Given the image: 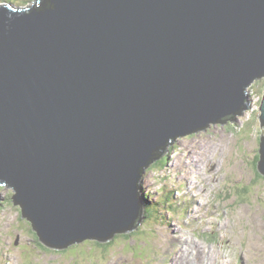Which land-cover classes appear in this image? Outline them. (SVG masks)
Returning <instances> with one entry per match:
<instances>
[{"label":"water","instance_id":"1","mask_svg":"<svg viewBox=\"0 0 264 264\" xmlns=\"http://www.w3.org/2000/svg\"><path fill=\"white\" fill-rule=\"evenodd\" d=\"M263 77L264 0L0 7V185L47 247L110 242L141 224L144 170L235 123Z\"/></svg>","mask_w":264,"mask_h":264},{"label":"rangeland","instance_id":"2","mask_svg":"<svg viewBox=\"0 0 264 264\" xmlns=\"http://www.w3.org/2000/svg\"><path fill=\"white\" fill-rule=\"evenodd\" d=\"M9 1L16 4L14 7L20 3V0ZM22 1L21 7L26 8V2L31 0ZM250 93L254 105L246 116L226 125L227 130L212 126L208 137L178 139L175 146L169 148L164 165L149 166L143 173L139 192L145 189L155 195L154 192L164 185L171 191H175L176 185L184 186V191L179 193L183 201L191 202L185 217V208L178 206L174 196L161 192L164 193L160 199L161 212L174 219L170 220L174 228H167L169 232L161 227L152 231L153 227L161 225V217L151 210L152 222L141 227L139 234L126 238L118 236L106 245L86 240L66 250H52L38 246V240L28 242L33 233L27 223L21 222L17 206L10 203L13 192L4 189L0 192V196H7L0 208V264L9 261V264H197L199 260L204 264H264V178L257 176L255 169V174L250 170V167L254 168L252 160L259 148V133L264 134L259 122L264 81L256 82ZM251 126L256 137L247 132L242 140L239 135H244ZM250 135H253V141L248 145ZM243 150L245 159L241 156ZM249 155L251 158L247 159ZM158 161L160 159L154 163ZM227 164L231 173L229 181L236 183V190L232 183L224 188ZM255 178L261 179L256 187L257 182L251 183ZM190 181L198 186L202 181L203 191L193 190ZM197 203H200V209ZM165 243L167 251L162 252V248L156 247H164ZM15 251L19 252L20 258L12 254Z\"/></svg>","mask_w":264,"mask_h":264},{"label":"clouds","instance_id":"3","mask_svg":"<svg viewBox=\"0 0 264 264\" xmlns=\"http://www.w3.org/2000/svg\"><path fill=\"white\" fill-rule=\"evenodd\" d=\"M260 80H262V81H264V77L263 78H260L259 80H257V81H253L248 87H246V89H245V93H246V97H247V100L249 101V106H248V108L247 109H245L244 110V112H243V115L242 116H237L236 118H235V120H236V122L237 121H239V119H241V118H243L244 116H246L248 113H250L251 112V110H252V107H253V105H254V98H253V94H251L250 93V88H252L253 86H254V84L256 83V82H258V81H260ZM263 96H264V93H263ZM263 96H262V99H261V101H260V104H262V101H263ZM251 97L253 98V100H251ZM260 107V106H259ZM260 109H259V117H260ZM259 122H260V120H259ZM232 122H230V121H228V123L226 124V125H228V124H231ZM212 126L210 125L209 126V128H211ZM260 128H261V130H264L261 126H260ZM228 128H225V130H227ZM247 132H250V134L252 133L253 135H254V137H256V133L254 132V127L253 126H251L248 130H246L245 132H244V135L242 134V135H239V136H241L242 137V140H243V138H245V135H246V133ZM258 132V131H257ZM253 135H250L249 137H250V143L248 144V143H246V144H248V145H251L252 144V141H253ZM261 136H264V134H261L260 135V133H259V137H258V139H259V148L256 150V152H255V154H254V157H253V160H252V163H253V166H254V168H252V167H250V170L252 171V173L253 174H255V172H254V169H255V171H256V173H257V176H260L261 178H264V175L263 174H261L260 172H259V170H258V164H259V162H260V152H259V150H260V144H261ZM226 137V136H225ZM245 143V142H244ZM242 158L243 159H245L246 158V156L244 155V150H243V153H242ZM166 159V160H168V157L167 156H165V157H163V158H161V159ZM251 158V156L249 155V156H247V159H250ZM229 170H230V167L228 166V164H227V166L224 168V176H223V180L225 181V184H224V188H225V185L226 184H231L232 183V186H233V188H234V190H236L237 189V187L235 186L236 185V183L235 182H230L229 180H230V177H229V175L231 174L230 172H229ZM147 171V169H145L144 170V172H146ZM143 172V173H144ZM142 173V174H143ZM237 175V174H236ZM151 177V176H150ZM154 182H157L156 180H154ZM255 182H257V184L254 186V187H256V186H259L260 185V182H261V179H253V180H251V183H255ZM190 183H193V182H189V185H190ZM191 186V185H190ZM192 186H194V188H193V190H200V191H203V189H204V187H203V184H202V181H201V185H196L195 183H193V185ZM191 186V187H192ZM196 187H198V188H196ZM4 189H9V190H11L12 192H13V194L12 195H10V197H9V199H10V203L12 204V205H14V203H13V199H12V197L16 194V192L14 191V189L13 188H10V187H8V185H0V192H2ZM245 189V186L243 187V189H240V192L241 191H243ZM239 190V189H238ZM162 191H164L166 194H170L171 196H174V201H178L179 203H178V206H181V207H184L185 208V212H184V216L183 217H185L187 214H188V212H187V209L189 208V206H190V204H191V202L190 201H188V202H186V201H183V199H182V195H180V193H182L183 191H184V186H183V184L182 185H180V187L179 186H177L176 185V189H175V191H171V190H168V185H164L160 190H158V191H156V192H154V194L155 195H152V194H150V193H148V190L146 191L145 189H143V190H140V192H139V194H140V197H139V199L141 200V203H142V210H141V212H142V216H141V218L143 219V221H141V224L136 228V229H134L131 233H127V234H120L119 236H122V238H126L127 236H129V235H133L134 233L135 234H139L140 232V229H141V227H143L144 225H146V224H148V223H151L152 222V215H151V210H154V211H156V212H158V214L160 215V217H161V225L160 226H158V228H155V227H153L152 228V231L153 230H155V229H159L160 227L161 228H164V229H166L168 232H169V230L167 229V228H174V226H171V224H170V220H174L173 219V216H170V215H168V214H163L162 212H161V209H162V205H161V203H160V199L164 196V193H161ZM175 192L177 193V195H175ZM180 192V193H179ZM193 193H195L194 191H193ZM232 193H236L235 191H233ZM232 193H230V194H232ZM236 194H239V193H236ZM180 196V197H179ZM198 196H199V194H198ZM6 198H7V196H0V199H2V201H0V208L2 207V206H4V203H3V201H5L6 200ZM144 204H147V205H149V208H150V210H146V209H144L145 207H144ZM197 205H198V207H199V209H200V203H197ZM211 206H213L214 204H210ZM15 206H17V208L19 209V215H20V219H21V222H24V223H27L28 225H29V227H30V229H31V231H32V233H33V237H31L30 238V240L28 241L29 243H35L36 242V240H38L39 241V245L38 246H43V247H47L46 245H44L42 242H40V240H39V237H38V235H37V233L35 232V231H33V227H32V223L29 221V220H27V218L25 217V218H22V210H21V208H20V206L19 205H15ZM148 207V206H147ZM144 210H146V212H148V214H149V216H147L146 215V213H144L145 211ZM191 214V213H190ZM149 220H150V222H149ZM178 222V221H177ZM154 223V222H153ZM252 230L254 231L255 229H253L252 228ZM257 230V229H256ZM175 231H176V229L175 230H173V233H175ZM154 232V231H153ZM252 231H250L249 233H251ZM157 237H158V235H156ZM201 236H202V234H201ZM115 238H117V237H115ZM115 238L112 240V242L115 240ZM158 239V238H157ZM249 239V238H248ZM202 240V239H201ZM157 241V240H156ZM204 241H205V239H204ZM92 242L94 243V244H99V245H106V244H111L112 242H107V243H100V242H98V241H96V240H92ZM155 242V241H154ZM154 242H153V244H154ZM16 245H17V242L15 243ZM26 244V243H25ZM24 244H22V245H20L19 246V248L21 247V246H23ZM196 245V244H195ZM199 246V245H198ZM156 247H159V248H162V249H160L162 252H164V251H167V249H168V246H167V244L165 243L164 244V247H163V245H159V246H156ZM47 248H49V247H47ZM49 249H51V248H49ZM52 250H54V249H52ZM61 250H66V248L65 249H61ZM14 256H17L18 258H20L19 257V252L18 251H15L14 253H12ZM166 254V253H165ZM21 260V259H20ZM9 262H11V261H9ZM9 262L8 263H3V260H2V263L3 264H9ZM21 262H22V260H21ZM197 264H204V262H202V260H199L198 262H197ZM205 264H209L208 262L207 263H205Z\"/></svg>","mask_w":264,"mask_h":264},{"label":"bare ground","instance_id":"4","mask_svg":"<svg viewBox=\"0 0 264 264\" xmlns=\"http://www.w3.org/2000/svg\"><path fill=\"white\" fill-rule=\"evenodd\" d=\"M5 1V2H4ZM7 2H8V0H2L1 2H0V7H6V6H8V7H10V8H12L13 7V9H15V10H25V9H30L31 7H32V5L34 4V2H26V5H27V7L26 8H22L21 7V5H20V3L21 4H24L23 3V1L22 0H20V3H17L18 4V7H14V5H16V4H13L12 2H11V5H8L7 4ZM260 107H261V104H260ZM168 148V147H167ZM166 148V152H168V150H169V148L167 149ZM154 163V162H153ZM153 163L152 164H150L149 166H152L153 165ZM148 166V167H149ZM148 167L146 168V169H148ZM147 172V171H146ZM145 173V172H144ZM141 177H143V174L141 175ZM141 177H140V179H141ZM139 188H140V180H139ZM139 188H138V190H137V192L139 193ZM198 215V214H197ZM198 218V217H197ZM142 219V218H141ZM142 221H143V219H142ZM115 235H117V234H115ZM114 235V236H115ZM114 236H113V238H114ZM87 241L89 240V239H86ZM86 240H83V241H86ZM89 241H92V240H89ZM74 244H76V243H74ZM71 245H73V244H71ZM71 245H69L68 247H66V249L67 248H69Z\"/></svg>","mask_w":264,"mask_h":264},{"label":"trees","instance_id":"5","mask_svg":"<svg viewBox=\"0 0 264 264\" xmlns=\"http://www.w3.org/2000/svg\"><path fill=\"white\" fill-rule=\"evenodd\" d=\"M4 2H5V1H4ZM30 2H34V0L29 1V3H30ZM12 3H13V2H12ZM7 4H8V5H11V2L8 0ZM13 4H14V3H13ZM168 148H169V147H168ZM168 148H167V149H168ZM165 161H166L165 158H164V159H160V161H158L157 163H154V164L152 165V167L157 166V164H158V165H164V162H165ZM147 206H148V207H147ZM144 207H145L144 209H146V210H149V209H150V208H149V205H147V204H144ZM146 210H144V211H145L144 213H146V215L149 216V214H148V212H146ZM119 235H120V234L115 235L114 238H115V237H118ZM114 238H113V239H114ZM113 239H112V240H113ZM112 240H111L110 242H112ZM67 249H68V248H67Z\"/></svg>","mask_w":264,"mask_h":264}]
</instances>
